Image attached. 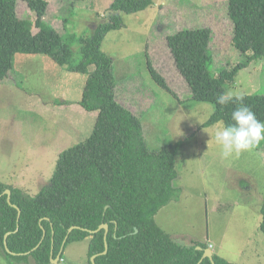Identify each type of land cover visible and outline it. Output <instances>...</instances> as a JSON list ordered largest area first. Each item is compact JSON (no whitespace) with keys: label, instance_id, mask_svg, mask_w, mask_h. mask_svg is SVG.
Wrapping results in <instances>:
<instances>
[{"label":"rangeland","instance_id":"rangeland-1","mask_svg":"<svg viewBox=\"0 0 264 264\" xmlns=\"http://www.w3.org/2000/svg\"><path fill=\"white\" fill-rule=\"evenodd\" d=\"M113 1L47 0L44 22L63 39L87 38ZM228 7L229 0H154L144 11L123 14L124 27L106 36L102 51L113 62L116 98L142 121L148 148L157 152L184 140L175 161L174 186L181 194L157 213L156 222L179 245L202 243L230 263L264 264V141L239 157H220L214 139L219 123L202 127L215 107L192 99L167 42L181 30L208 28L214 71L235 66L244 58L233 46ZM17 14L36 19L25 0L18 1ZM70 45L78 63L80 45ZM147 54L179 99L152 79ZM9 74L0 81V182L34 198L51 185L60 155L91 135L97 112L79 104L88 75L72 73L49 56L18 53ZM226 90L264 94V59L241 71ZM90 239L69 244L58 264H90ZM0 264L36 263L10 260L0 247Z\"/></svg>","mask_w":264,"mask_h":264},{"label":"trees","instance_id":"trees-1","mask_svg":"<svg viewBox=\"0 0 264 264\" xmlns=\"http://www.w3.org/2000/svg\"><path fill=\"white\" fill-rule=\"evenodd\" d=\"M18 1L0 0V81L10 75L18 53L49 56L72 73L88 75L79 104L87 112H97V119L84 142L60 155L51 185L34 198L0 182V247L5 256L51 264L52 249L56 258L68 236L63 251L69 244L91 237L89 258L97 255L96 264H198L208 246L175 243L155 219L181 194L174 186L178 179L175 161L184 140L157 152L148 148L142 121L116 98L113 62L102 51L106 36L124 27L123 14L144 11L154 0H114L107 17L90 37L69 35V40L44 22L47 0H25L36 14L34 22L18 17ZM78 1L86 4V0ZM228 9L234 25L233 46L245 59L231 68L214 71L210 49L213 36L208 28L184 29L167 37L192 99L215 107L202 127L232 123L231 113L237 105L230 103L221 108L215 102L216 96L227 92V85L233 86L239 73L251 63L264 59V0H229ZM71 42L80 45L78 63L73 62ZM147 60L152 79L172 93L148 54ZM241 95L257 118L264 121V94ZM6 190L11 191V204ZM17 208L21 212L19 221ZM260 213L259 228L264 234V197ZM104 224L109 226L106 239L104 229L90 233ZM72 227L79 228L68 235ZM8 233L9 250L24 255L6 251L4 239ZM106 241L108 252L102 254ZM213 258L216 264H233L216 254ZM201 264L212 262L206 258Z\"/></svg>","mask_w":264,"mask_h":264},{"label":"clouds","instance_id":"clouds-1","mask_svg":"<svg viewBox=\"0 0 264 264\" xmlns=\"http://www.w3.org/2000/svg\"><path fill=\"white\" fill-rule=\"evenodd\" d=\"M216 104L223 108L230 103L237 106L231 113V124L220 122L214 131V139L219 146L222 159L239 157L264 141V121L257 118L252 109L244 103V97L233 91L221 92L216 96ZM182 136L176 135L175 137Z\"/></svg>","mask_w":264,"mask_h":264},{"label":"water","instance_id":"water-1","mask_svg":"<svg viewBox=\"0 0 264 264\" xmlns=\"http://www.w3.org/2000/svg\"><path fill=\"white\" fill-rule=\"evenodd\" d=\"M5 194L7 195V198H8V202H9V204H11V191H10V190H6V191H5ZM14 207H15V206H14ZM17 209H18V208H17ZM18 211H19V216H18V221H19L20 216H21V212H20L19 209H18ZM78 228H79V227H72L71 229H69V231H68V235H69L74 229H78ZM103 229L106 231V232H105V239H106V236H107L108 231H109V226H108L107 224L101 225V226L99 227L98 230H96V231H90V233L94 234V233H97V232H99V231H101V230H103ZM17 230H18V229H17ZM10 234H11V233L6 234L5 239H4V245H5L6 251H7L8 253L12 254V255H15V256H16V255H24V254H16V253H13V252H11V251L9 250V248H8V243H7V239H8V237H9ZM44 237H45V232H44ZM67 239H68V236H67L66 239L64 240L63 247L65 246ZM42 241H43V240H42ZM41 243H42V242H41ZM41 243H40V244H41ZM38 246H39V245H38ZM63 247H62V250H61L60 254H59L56 258H54V252H53V249H52L51 260H50L51 264H58V263H59V260H60L59 258H61V254H62V252H63ZM197 249H198V250H202L201 247H197ZM107 252H108V244H107V241H106V242H105V251H104L102 254H106ZM213 255H214V254L212 253V251H211L210 249H206V250L204 251L203 257H202L201 260L198 262V264H201V263L203 262V260L206 259V258H209V259L211 260L212 264H216V263L214 262ZM96 258H97V255H95V256H93V257L91 258V262H92L93 264H96V263H95Z\"/></svg>","mask_w":264,"mask_h":264},{"label":"crops","instance_id":"crops-1","mask_svg":"<svg viewBox=\"0 0 264 264\" xmlns=\"http://www.w3.org/2000/svg\"><path fill=\"white\" fill-rule=\"evenodd\" d=\"M159 225V224H158ZM160 226V225H159ZM161 227V226H160ZM162 228V227H161ZM163 229V228H162ZM163 230H165V229H163Z\"/></svg>","mask_w":264,"mask_h":264}]
</instances>
